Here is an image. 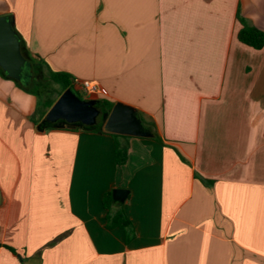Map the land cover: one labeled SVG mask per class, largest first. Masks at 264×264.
<instances>
[{"label":"crops","instance_id":"1","mask_svg":"<svg viewBox=\"0 0 264 264\" xmlns=\"http://www.w3.org/2000/svg\"><path fill=\"white\" fill-rule=\"evenodd\" d=\"M0 16L28 59L154 125L120 135L116 167L117 134L41 125L0 74V264H264V46L237 39L240 21L264 33V0H0ZM119 209L130 242L106 225Z\"/></svg>","mask_w":264,"mask_h":264},{"label":"water","instance_id":"2","mask_svg":"<svg viewBox=\"0 0 264 264\" xmlns=\"http://www.w3.org/2000/svg\"><path fill=\"white\" fill-rule=\"evenodd\" d=\"M0 70L14 82L27 85L32 78L31 64L22 52L21 40L13 28L9 16H0ZM102 121L103 131L111 134L152 137V132L144 126L135 111L122 104H115L109 112L99 107V102L81 99L73 89H66L46 112L41 125H65L93 127ZM128 196L125 189H114L112 200L123 203ZM0 192V204H1Z\"/></svg>","mask_w":264,"mask_h":264},{"label":"trees","instance_id":"3","mask_svg":"<svg viewBox=\"0 0 264 264\" xmlns=\"http://www.w3.org/2000/svg\"><path fill=\"white\" fill-rule=\"evenodd\" d=\"M242 28L239 30L237 34V39L240 43L249 46L253 49L259 50L264 46V33L259 31L254 27H250L246 25L243 21H240ZM23 52V51H22ZM24 54V53H23ZM31 64V73L32 79L28 85H22L21 83L15 82L21 89L34 93L39 100L38 107L36 109L35 117H38V120H42L45 116L46 112L50 109V107L54 104V102L58 99V97L68 88L73 89L75 91L76 82L68 73L63 72H53L50 70L46 64L43 62H34L28 59ZM45 73V77L41 81H37L35 77ZM0 74L4 76L2 71L0 70ZM45 81L51 82L55 85V97L50 98L48 95V88ZM76 92V91H75ZM78 94V92H76ZM112 104L100 101L99 107L104 112H109L112 108ZM144 126L148 127L150 130L154 131V125L151 122L140 119ZM74 129H82L86 131H96L102 132V121L99 120L97 125L93 127H73ZM114 137V163L116 167H121L125 164L127 160V148L124 144L121 143L118 139H125L124 136L113 135ZM154 139L157 140V135L154 136ZM159 140V139H158ZM182 159V158H181ZM183 160V159H182ZM103 206L105 209L110 210L111 206L114 204L112 200V193L108 192L104 195L102 200ZM107 227L108 228H121L125 232V240L126 242H130L134 238V230L131 222L125 216L122 209H119L112 214H108L107 216ZM11 252H14L12 249L8 248Z\"/></svg>","mask_w":264,"mask_h":264},{"label":"built area","instance_id":"4","mask_svg":"<svg viewBox=\"0 0 264 264\" xmlns=\"http://www.w3.org/2000/svg\"><path fill=\"white\" fill-rule=\"evenodd\" d=\"M79 85L86 98L95 99L97 97L98 86L95 83L90 80H82Z\"/></svg>","mask_w":264,"mask_h":264},{"label":"rangeland","instance_id":"5","mask_svg":"<svg viewBox=\"0 0 264 264\" xmlns=\"http://www.w3.org/2000/svg\"><path fill=\"white\" fill-rule=\"evenodd\" d=\"M45 77V73H42L41 75L35 77V79L37 81H41L43 78ZM48 88V95L50 98H54L55 97V85H53L51 82L49 81H45L44 82ZM81 99H83V97H85L84 93L81 92V93H78L77 94Z\"/></svg>","mask_w":264,"mask_h":264},{"label":"flooded vegetation","instance_id":"6","mask_svg":"<svg viewBox=\"0 0 264 264\" xmlns=\"http://www.w3.org/2000/svg\"><path fill=\"white\" fill-rule=\"evenodd\" d=\"M31 79H32V78H31ZM30 81H31V80H30ZM30 81H29V83H30ZM29 83H28V84H29ZM28 84H27V85H28Z\"/></svg>","mask_w":264,"mask_h":264}]
</instances>
